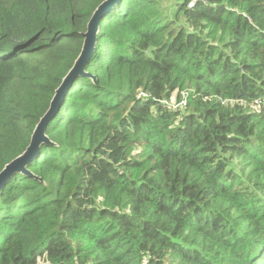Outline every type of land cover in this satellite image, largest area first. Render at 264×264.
<instances>
[{"label": "trees", "instance_id": "obj_1", "mask_svg": "<svg viewBox=\"0 0 264 264\" xmlns=\"http://www.w3.org/2000/svg\"><path fill=\"white\" fill-rule=\"evenodd\" d=\"M104 1L0 0V172ZM46 135L0 264H264V0H121Z\"/></svg>", "mask_w": 264, "mask_h": 264}, {"label": "water", "instance_id": "obj_2", "mask_svg": "<svg viewBox=\"0 0 264 264\" xmlns=\"http://www.w3.org/2000/svg\"><path fill=\"white\" fill-rule=\"evenodd\" d=\"M120 1L121 0H105L98 6L96 11L94 12L92 18L88 23L87 31L85 34H83L84 43L82 51L75 61L72 69L64 78L62 84L56 90L50 104V108L39 120L32 134L29 146L23 154L7 164L0 172V193L14 175L21 173L32 176V174L28 170V166L38 155L40 146L50 143L46 135V129L50 121L52 120L55 113L60 111V108L64 103L65 96L70 86L78 77L85 75V67L96 50L102 18L108 12H110Z\"/></svg>", "mask_w": 264, "mask_h": 264}, {"label": "rangeland", "instance_id": "obj_3", "mask_svg": "<svg viewBox=\"0 0 264 264\" xmlns=\"http://www.w3.org/2000/svg\"><path fill=\"white\" fill-rule=\"evenodd\" d=\"M183 98H184V100H185L186 96H183ZM252 108H253L254 110H256V112H260V110H261V108H255L254 105L252 106Z\"/></svg>", "mask_w": 264, "mask_h": 264}, {"label": "built area", "instance_id": "obj_4", "mask_svg": "<svg viewBox=\"0 0 264 264\" xmlns=\"http://www.w3.org/2000/svg\"><path fill=\"white\" fill-rule=\"evenodd\" d=\"M187 94H188L187 92H182V96H186ZM255 108H261V106L257 105V106H255Z\"/></svg>", "mask_w": 264, "mask_h": 264}, {"label": "clouds", "instance_id": "obj_5", "mask_svg": "<svg viewBox=\"0 0 264 264\" xmlns=\"http://www.w3.org/2000/svg\"><path fill=\"white\" fill-rule=\"evenodd\" d=\"M183 92H185V91H183Z\"/></svg>", "mask_w": 264, "mask_h": 264}]
</instances>
